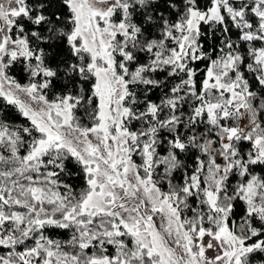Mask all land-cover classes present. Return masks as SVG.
<instances>
[{
	"label": "snow or ice",
	"instance_id": "snow-or-ice-1",
	"mask_svg": "<svg viewBox=\"0 0 264 264\" xmlns=\"http://www.w3.org/2000/svg\"><path fill=\"white\" fill-rule=\"evenodd\" d=\"M0 264H264V0H0Z\"/></svg>",
	"mask_w": 264,
	"mask_h": 264
}]
</instances>
